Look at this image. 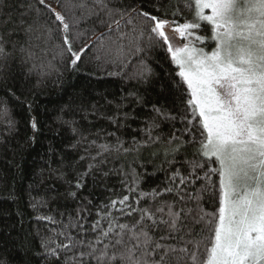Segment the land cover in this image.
Instances as JSON below:
<instances>
[{"label":"snow or ice","instance_id":"6c2138e0","mask_svg":"<svg viewBox=\"0 0 264 264\" xmlns=\"http://www.w3.org/2000/svg\"><path fill=\"white\" fill-rule=\"evenodd\" d=\"M35 2L51 13L55 28L46 29L47 39L59 34V55L70 71L79 70L82 56L92 46L79 43L83 36L79 25L94 17L105 29L93 32L100 40L97 61L103 58L115 64V60L108 59L115 50L124 68L131 62L129 56L160 47L176 69L175 88H184L182 108L151 105L141 129L144 139L134 137L125 147L116 132H110L108 135L116 138L114 144L90 141L97 154L89 159H101L89 163L74 181H66L70 189L74 188L66 193L67 197L81 202L76 224L70 225L78 226L79 231L75 236L67 231L59 233L66 242L42 243L45 255L56 264H264V0H185L191 19L184 17L183 22L169 19L167 13L157 15L145 10L144 0H65L63 7L71 15L48 0ZM17 4L18 15L13 16L6 11L13 5L0 0V58L8 55L6 44L16 47L19 41L12 39L14 35L23 33L25 42L40 38L35 23L29 22L30 14L40 11L34 8V0H17ZM76 9L80 10L79 16ZM155 11L159 12V8ZM179 14V9L172 13L173 17ZM103 37L110 42L107 47ZM78 43V47L74 46ZM20 51L26 52L29 59L33 56L23 43ZM52 67L49 62V72H45L41 65V74H50ZM152 76L151 66L141 59L129 79L147 84ZM129 98L137 107L146 106L138 92H129L119 102L106 101L107 105H115L116 111L106 119L116 125L117 131L129 119L140 118L135 107L123 110ZM61 113V126L73 137L86 139L74 118L76 110L69 106ZM65 115L73 118L64 119ZM0 119L7 122L9 129L14 127L6 100H0ZM165 122L171 125L166 135L158 131ZM177 122L182 127H176ZM31 127L37 130L34 117ZM147 148H155L148 161L153 163L154 171L142 174L134 165L145 167L140 154ZM110 152L117 154L116 159L134 154L127 170L123 165L116 170L124 177L121 182L127 194L97 209V219L90 226L95 235L89 238V229L80 222L87 221L83 213L93 205L91 192H85L87 177L94 172L102 173L101 179L110 174L112 170L104 172L101 167L107 163L103 157ZM159 156L163 159L155 164ZM60 163L63 165V158ZM68 167L74 170L71 163ZM156 172L165 174L163 187L157 185L144 191L143 177ZM64 177L60 171L59 178ZM205 202L213 210L209 211ZM43 203L35 201L32 207ZM125 217L128 220L121 222ZM37 219L56 222L51 216ZM104 222L107 228L102 227ZM197 225L199 232L194 230ZM0 264H11V260L0 259Z\"/></svg>","mask_w":264,"mask_h":264},{"label":"trees","instance_id":"16d2710c","mask_svg":"<svg viewBox=\"0 0 264 264\" xmlns=\"http://www.w3.org/2000/svg\"><path fill=\"white\" fill-rule=\"evenodd\" d=\"M8 2L13 7L6 11L17 16V0ZM48 2L66 15H71L63 7L65 0ZM144 3L145 10H150L153 14L167 13L169 19L179 22H183L184 17L191 19V13L185 8V0H144ZM34 8L40 10L39 14L32 12L29 22L35 23L38 29L36 35L40 38L25 42L26 37L23 33L14 35L12 39L19 41L16 47L13 48L11 43L6 44L8 55L0 58V100L7 101L10 119L14 124V127L9 129L7 122L0 119V259L10 258L11 264H56L52 257L45 255L42 243L66 242L64 236L59 233L67 231L75 236L79 231L78 226L70 225L76 224V212L81 202L67 197L66 193L74 188L70 189L66 181H74L76 174L87 170L89 163H98L101 159V157H97L96 161L89 159V156L97 154L96 146L91 145L90 141H96V144H114L116 138L109 136L108 133L116 132V135L125 142L124 146L128 147L134 137L137 140L144 139V133L141 131L144 128V117L150 113L153 103L170 110L183 107L181 93L184 88L179 90L175 88L176 69L164 49L146 48L140 56H129L131 62L124 68L121 67L115 50L108 55L109 60L116 61L115 64L106 63L103 58L97 61L95 55L100 40L95 39L93 32L95 30L98 34L105 29L100 28L93 17L79 25L83 32L79 43L88 42L92 46L82 56L79 70L70 71L59 55L58 45L61 43L59 34L54 33L53 39H47L46 29L55 28L51 13L35 0ZM156 8H159V12L155 11ZM177 9L180 14L173 17L172 13ZM75 14L79 16L80 10L76 9ZM112 35L114 37L115 33ZM101 39L107 47L110 42L106 37ZM21 43L33 53L31 59L26 52L20 51ZM79 43L74 46L78 47ZM124 43L127 46L128 41L125 40ZM125 52L128 53L129 48L126 47ZM141 59L153 70V76L147 84L129 79ZM49 62L53 66L50 74L42 75L41 65L44 66L45 72H49ZM8 89H11V92ZM129 92L141 94L146 106L137 107L130 103L131 98L125 100L124 103L128 107L123 110L131 111L135 107L140 118L129 119L126 125L117 131L116 125L106 119L116 111L115 105H107L106 101L119 102L121 97H126ZM12 93H15V96H12ZM69 106L76 110L74 118L79 122L86 139H81L80 136L73 137L66 127L61 126L58 120L62 114L61 109L67 111ZM81 108L84 110L81 111ZM84 116H87V119H82ZM33 117L37 123L35 131L31 127ZM72 118L70 115L64 116V119ZM176 127L182 125L177 122ZM170 130L171 125L165 122L158 131L166 135ZM73 144L77 146L73 148L71 146ZM49 149L53 151L50 152ZM154 150L155 148L142 150L140 162L144 163L145 167L134 165L138 172L143 174L145 170L148 173L154 171L153 163H148ZM190 153L191 149L189 158ZM82 156L85 157L83 160L80 159ZM116 156V153L110 152L103 157L107 160V163L101 165L103 171L112 170L107 177L101 179L102 173L99 172L87 177L85 192H91L89 198L93 205L83 213L87 221L80 222L89 229L87 233L89 238L95 235L90 231V226L97 219V209L107 204L110 199H118L127 194L121 182L124 177L116 170L122 165L124 170H127L128 164L134 159V154L127 157L121 155L119 159H116ZM62 158L63 165L60 163ZM161 159L162 156L157 157L154 163L159 164ZM69 163L73 165L74 170L69 169ZM57 169L59 171H54ZM60 171L65 173L64 179L59 178ZM93 176L96 183H93ZM164 180L163 172L145 175L141 188L147 192L157 185L163 187ZM41 200L45 203L34 209L32 204ZM205 207L209 211L213 210L207 202ZM113 212L115 213L114 209ZM38 216H51L56 222L38 220ZM127 220L125 217L121 222ZM102 227L107 228V223H102ZM194 230L199 232L200 226H195ZM55 243L51 246L54 247Z\"/></svg>","mask_w":264,"mask_h":264}]
</instances>
